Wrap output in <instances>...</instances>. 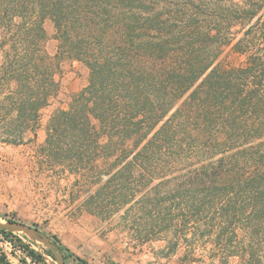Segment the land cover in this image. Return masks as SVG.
Listing matches in <instances>:
<instances>
[{"label":"trees","instance_id":"1","mask_svg":"<svg viewBox=\"0 0 264 264\" xmlns=\"http://www.w3.org/2000/svg\"><path fill=\"white\" fill-rule=\"evenodd\" d=\"M263 8L264 0H0V139L21 143L38 127L59 91L57 60L77 59L87 83L51 113L39 151L74 175L82 208L117 217L140 243L210 244L221 264L235 255L256 263L264 258ZM0 240L21 253L13 263L0 245V264H49L10 231L0 229Z\"/></svg>","mask_w":264,"mask_h":264},{"label":"rangeland","instance_id":"2","mask_svg":"<svg viewBox=\"0 0 264 264\" xmlns=\"http://www.w3.org/2000/svg\"><path fill=\"white\" fill-rule=\"evenodd\" d=\"M261 12L264 19V8ZM43 27L47 37L46 51L54 56L57 40L50 18L44 20ZM55 76L59 91L40 111L38 127L27 131L21 143L0 139V223L13 221L37 229L39 234L10 232L41 252L49 264L59 262L55 249L44 237L57 247L62 256H66L64 264H78L73 255L84 261L81 264H221L220 259L223 258L213 255L210 244L205 246L202 243L190 249L183 241L173 250L168 240L140 243L130 229H118L117 217L104 221L82 208L80 185H74V175L67 168L50 163L40 155L39 147L46 137L49 116L56 109L68 108L71 96L86 85L89 70L79 60L64 57L57 60ZM54 237L59 239V243ZM0 245L10 260L18 263L20 251L7 241L0 240ZM47 250L54 254L56 260L47 254ZM251 259L235 255L225 260L229 261L228 264H264V258H254L256 263H250Z\"/></svg>","mask_w":264,"mask_h":264},{"label":"water","instance_id":"3","mask_svg":"<svg viewBox=\"0 0 264 264\" xmlns=\"http://www.w3.org/2000/svg\"><path fill=\"white\" fill-rule=\"evenodd\" d=\"M0 229H6L8 231H23L25 233H34L39 234L37 229H33L32 227L19 222H13V221H7L6 223H0ZM44 240L49 243V245L55 249V257L57 258L59 264H64L63 256L61 253L57 250V247L54 246L46 237H44Z\"/></svg>","mask_w":264,"mask_h":264}]
</instances>
